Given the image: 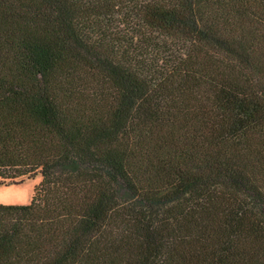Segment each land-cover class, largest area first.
Here are the masks:
<instances>
[{"label":"trees","instance_id":"trees-1","mask_svg":"<svg viewBox=\"0 0 264 264\" xmlns=\"http://www.w3.org/2000/svg\"><path fill=\"white\" fill-rule=\"evenodd\" d=\"M0 264H264V0H0Z\"/></svg>","mask_w":264,"mask_h":264},{"label":"rangeland","instance_id":"rangeland-1","mask_svg":"<svg viewBox=\"0 0 264 264\" xmlns=\"http://www.w3.org/2000/svg\"><path fill=\"white\" fill-rule=\"evenodd\" d=\"M42 177L38 175L31 180H25L19 185L5 186L0 183V204L27 205L31 202L35 188Z\"/></svg>","mask_w":264,"mask_h":264}]
</instances>
